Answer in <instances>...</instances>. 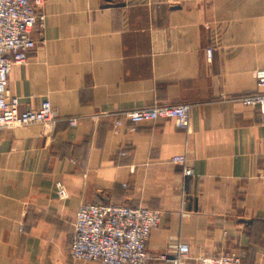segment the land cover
Wrapping results in <instances>:
<instances>
[{
	"label": "crops",
	"instance_id": "crops-1",
	"mask_svg": "<svg viewBox=\"0 0 264 264\" xmlns=\"http://www.w3.org/2000/svg\"><path fill=\"white\" fill-rule=\"evenodd\" d=\"M38 13L8 91L22 108L48 99L56 118L0 131V264H96L70 254L81 203L157 210L145 264L179 242L187 264L230 250L264 264V112L241 103L264 69V0H45ZM177 104L186 128L114 127L125 110Z\"/></svg>",
	"mask_w": 264,
	"mask_h": 264
},
{
	"label": "built area",
	"instance_id": "built-area-1",
	"mask_svg": "<svg viewBox=\"0 0 264 264\" xmlns=\"http://www.w3.org/2000/svg\"><path fill=\"white\" fill-rule=\"evenodd\" d=\"M45 0H0V131L2 129L52 122L56 111L48 99L34 108H22L19 98L8 91V74L14 64L23 63L35 46L32 31L43 27L44 15L38 8ZM211 57L212 50H206ZM256 92L244 97L245 106H256L264 112V69L254 71ZM190 105H154L125 110L116 116L114 127L125 123L135 125L159 119H173L177 126L186 128L190 122ZM74 125L76 119H70ZM185 156L174 155L172 161L183 163ZM185 175L193 174L189 167ZM68 191L62 181L54 185L51 204L62 209ZM159 223V212L148 206H129L114 203H81L75 212L74 236L70 254L74 259L94 261L96 264H145L148 260L146 241ZM190 248L185 242L175 246V255L160 253L162 264H187ZM195 264H243L242 255L235 250L210 256H200Z\"/></svg>",
	"mask_w": 264,
	"mask_h": 264
}]
</instances>
